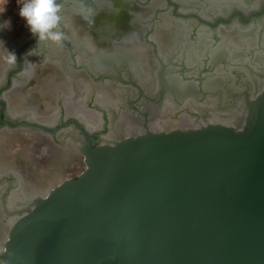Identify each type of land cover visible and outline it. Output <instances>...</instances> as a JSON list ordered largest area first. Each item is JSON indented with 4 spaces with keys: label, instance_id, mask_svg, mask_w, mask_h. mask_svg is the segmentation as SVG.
<instances>
[{
    "label": "water",
    "instance_id": "1",
    "mask_svg": "<svg viewBox=\"0 0 264 264\" xmlns=\"http://www.w3.org/2000/svg\"><path fill=\"white\" fill-rule=\"evenodd\" d=\"M254 93L221 120L103 135L76 178L8 209L16 179L0 264H264V76Z\"/></svg>",
    "mask_w": 264,
    "mask_h": 264
},
{
    "label": "flooded vegetation",
    "instance_id": "2",
    "mask_svg": "<svg viewBox=\"0 0 264 264\" xmlns=\"http://www.w3.org/2000/svg\"><path fill=\"white\" fill-rule=\"evenodd\" d=\"M58 3L63 34L60 42H39L26 21L19 20L18 0L14 7L7 6L18 16L15 25L18 23V30L22 28V34L14 41L9 29L0 31L5 54L0 77V133L27 131L40 140L39 144L59 154L66 153L70 145L76 160L72 167L61 169L67 175L73 170L78 173L84 170L82 151L99 146L101 136L108 134L106 144L114 142L109 135L123 113L137 120L139 132L147 129L160 132L152 130L150 125L160 120L165 103L170 102L176 108L167 113L168 119L176 122L187 117L191 123L182 127L174 125L175 128L168 130L192 128L216 112L220 116L239 112L260 87L264 76V0H58ZM246 23L249 25L245 26ZM233 25L239 27L238 33L228 35ZM129 41L138 44L144 52L137 54L126 47ZM229 43L233 44L232 48L228 47ZM10 53L17 59L13 60ZM141 59L146 61L145 65L139 63ZM53 65L61 68L72 82L74 97L79 94L81 84L89 80L94 86L110 84L123 89L117 114L110 115L106 107L96 103L98 90L92 91L89 99L81 103L78 99L72 104L77 108L81 104V109L98 116L99 126L94 129L68 114L63 94L54 98L51 110L47 111L51 122L35 119L31 106L21 114H13L10 98L14 93L33 89L37 79H44H31V69ZM18 170L32 173L29 168ZM17 173L16 167L0 174L1 209L16 179L17 189L10 197L19 189ZM28 174L30 179L32 176Z\"/></svg>",
    "mask_w": 264,
    "mask_h": 264
},
{
    "label": "bare ground",
    "instance_id": "3",
    "mask_svg": "<svg viewBox=\"0 0 264 264\" xmlns=\"http://www.w3.org/2000/svg\"><path fill=\"white\" fill-rule=\"evenodd\" d=\"M14 13H11L10 11H6V13L4 15L8 16L9 17L8 19L11 20V29L9 30L8 33H10V37L12 40L17 41L18 39H20L18 36H20L22 34V31H20L22 28L20 30H18L19 27H17L18 26L17 22H16L17 24L15 25V21L18 18V16L14 15ZM19 20H22V18L19 17ZM0 22L3 23V20L1 19ZM263 27H264V24H263ZM167 28L168 29L170 28V26L168 24H167L166 30H168ZM238 30H239V27H236V25L235 26L233 25L232 29L230 31H228L227 33H228V35H230V34L234 35V34L238 33L237 32ZM262 35L264 36V34H262ZM198 37H200V36L198 35ZM0 38H1V33H0ZM23 38H25V37H23ZM263 39H264V37H263ZM135 44L136 43H134L133 41L132 42L129 41L126 43V47L133 49L135 52H137V54H138V52L143 53L144 52L143 49L139 50L141 48L138 47V44H136V45ZM88 45H89V43H87V46ZM232 45L233 44L229 43L228 47L232 48ZM223 46L224 45H222V47ZM245 46H247L246 43H245ZM247 48H249V47H247ZM50 51H52V50L50 49L49 52ZM193 51H194V49H192V53H193ZM66 54H67V52H66ZM189 54H190V52H189ZM196 54H197V52H196ZM139 58H141V57H139ZM252 58H253V56H252ZM143 59L139 60L140 61L139 63L142 65H145L146 61ZM252 62L253 61H251V63ZM258 67L259 66H257V68ZM254 69H256V68H254ZM60 70H61V68L59 69L58 66H54V65L53 66H46V67L41 68V69H33V70L31 69V71L29 72L31 79H33V78L34 79L44 78V79H41V80L37 79V81H35V83L32 87L33 89L25 91L26 93L25 92H19V91L15 92L14 95L10 98L11 103H12L11 112L15 115L21 114L26 110L27 106H31L32 107V114L34 115L35 119H38V121L43 122V123L44 122L45 123L51 122V120H52L51 114H48L47 111L51 110V108H52L51 104H52L54 98L58 94H63L64 95L63 100L66 102L67 109L69 111L68 114L72 115V116L73 115L77 116L79 119H81L83 122L86 123L88 128L94 129V128H97L99 126L98 125L99 124L98 123L99 122L98 116H96L95 113H90V112H87L85 109H81L80 108L81 104L78 105V108L73 107L72 104L75 100H78V99H80V101H79L80 103L83 102L84 99H89L90 96L93 94L92 91L95 90V92H96V90H98V92H97L98 93V99H97L96 103L102 107H106L110 111V115L117 114L116 112L118 110V104L122 103L120 95H121V93L124 92V91L122 92L123 89L121 90V89H117V87H115V88L110 87L111 86L110 84L108 86H99V87L96 85L94 86V84L92 85L89 83V81H90L89 80L87 84H85V85L81 84L79 94L77 95V97H74V92L72 91V82H70V79L68 78V76L63 75L64 71H60ZM260 70H261L260 68L257 69V71H260ZM222 74H224V73H222ZM53 80H55V81H53ZM257 83H258V81H257ZM17 90H18V88H17ZM33 104L35 106H32ZM212 104L214 105V102H212ZM41 105H42V107H41ZM172 106L173 105H171L170 102L165 103L164 108L162 110V115H161L160 120L155 121L150 125L152 130H159V131L160 130L162 131V129L168 130V128L174 127V125L182 127V126L189 125L191 123L187 117H181L178 121L171 122L168 119L167 113L170 111H174V109L176 107L173 108L174 106L173 107ZM187 106H189V105H187ZM192 106H193V104H192ZM44 107L46 108V111H42V110H44ZM161 107H162V105H161ZM209 109H212V107L211 108L209 107ZM193 110H194V108H193ZM42 112H44V113H42ZM237 113L238 112L235 111L232 113V115H236ZM160 114H159V116H160ZM169 114H171V113H169ZM162 117H164V118H162ZM221 118L222 117L220 115H218L216 112L215 114L211 115L208 119L209 120H221ZM139 126L140 125L138 124L137 120L132 115H130L128 113H123L121 115V118L119 119V121L116 122V124L113 126L112 132L110 133L109 138L112 140V139H116V138L123 136V135L125 136V135H129V134L137 133L140 130ZM38 141H40V140L37 137L33 136L32 133H29L27 131H19V132L12 133V134H9L6 132L0 133V174L3 172H7L11 169L15 170V168L17 167V172H18L17 174H19V182H20L19 189L14 192V195H12L7 202V208L8 209L15 208L16 206H19L24 201L29 199V197L34 196L36 194L45 195L47 193V191L52 186H55L56 184L60 183L61 181H64L65 179H67V177H68L67 173L61 169H63L64 167L66 169L69 168L70 166L72 167L74 160H76L74 155H73V149L71 148L70 145H68L66 153L59 154L56 152V150L51 149V148L49 149L47 145L39 144ZM20 167L26 168V169L29 168L32 170V173L29 175L28 172L25 170H18ZM27 174L29 176H32V177L30 179H28ZM2 210L3 209H1V207H0V243L3 240V239H1V234H2L4 227H5V221H4V217H3L4 213L2 212Z\"/></svg>",
    "mask_w": 264,
    "mask_h": 264
},
{
    "label": "clouds",
    "instance_id": "4",
    "mask_svg": "<svg viewBox=\"0 0 264 264\" xmlns=\"http://www.w3.org/2000/svg\"><path fill=\"white\" fill-rule=\"evenodd\" d=\"M8 3L9 0H0V16L6 13ZM18 4L20 5L19 16L26 21L31 33L38 36L39 42L62 40L61 5L58 0H18ZM5 29H11V20L0 23V31ZM10 56L13 60L17 59L14 53H10Z\"/></svg>",
    "mask_w": 264,
    "mask_h": 264
},
{
    "label": "rangeland",
    "instance_id": "5",
    "mask_svg": "<svg viewBox=\"0 0 264 264\" xmlns=\"http://www.w3.org/2000/svg\"><path fill=\"white\" fill-rule=\"evenodd\" d=\"M7 6H10V7H14L15 6V0H9V3H8V5ZM12 9H9V8H7V10L6 11H10L11 13H14V11L12 12L11 11ZM7 17V18H6ZM9 17L8 16H6V15H3V16H1V19H7V20H9L8 19ZM10 35V34H9ZM2 44V43H1ZM0 44V77L2 76V70L4 69L3 67H4V64H5V61H4V56H5V54H4V50H3V48H2V45ZM3 50V51H2ZM2 71V72H1ZM80 173H78V170L76 171H74L73 170V172H71V173H68V177H67V179H73L74 177H76L77 175H79ZM70 176V177H69ZM66 180V179H65Z\"/></svg>",
    "mask_w": 264,
    "mask_h": 264
}]
</instances>
